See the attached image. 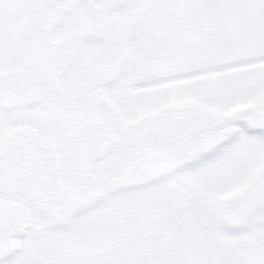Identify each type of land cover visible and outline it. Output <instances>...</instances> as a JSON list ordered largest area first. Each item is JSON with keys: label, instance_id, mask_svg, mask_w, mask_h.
I'll return each instance as SVG.
<instances>
[{"label": "rangeland", "instance_id": "rangeland-1", "mask_svg": "<svg viewBox=\"0 0 264 264\" xmlns=\"http://www.w3.org/2000/svg\"><path fill=\"white\" fill-rule=\"evenodd\" d=\"M29 38L1 51L45 78L33 107L67 131L107 92L127 129L1 264H264V0H0V43Z\"/></svg>", "mask_w": 264, "mask_h": 264}, {"label": "flooded vegetation", "instance_id": "flooded-vegetation-1", "mask_svg": "<svg viewBox=\"0 0 264 264\" xmlns=\"http://www.w3.org/2000/svg\"><path fill=\"white\" fill-rule=\"evenodd\" d=\"M33 44L0 43V264L16 253L17 240L28 229L64 220L76 209L90 179L87 164L114 149L121 140L118 132L127 129L126 116L107 92L99 94L108 107L105 114L67 131L61 117L50 116L45 106L33 107V87H46L45 78L34 77L28 67L17 74V61L22 60L1 51L30 50ZM36 44L42 57L48 56L47 48L42 49L45 43ZM113 139L116 142L107 146Z\"/></svg>", "mask_w": 264, "mask_h": 264}, {"label": "water", "instance_id": "water-1", "mask_svg": "<svg viewBox=\"0 0 264 264\" xmlns=\"http://www.w3.org/2000/svg\"><path fill=\"white\" fill-rule=\"evenodd\" d=\"M82 36V32L81 31H77L76 34H75V38L74 40L76 42H79L80 41V38ZM257 120L262 124L264 125V109H261L258 111L257 113ZM237 130V127L236 125H233V124H228L225 128H224V133L227 134V135H232L236 132ZM116 142V139H113L111 140L109 143H107V146H111L113 145L114 143Z\"/></svg>", "mask_w": 264, "mask_h": 264}]
</instances>
